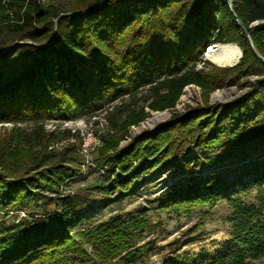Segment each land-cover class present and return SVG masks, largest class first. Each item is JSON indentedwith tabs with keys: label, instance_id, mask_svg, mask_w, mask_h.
<instances>
[{
	"label": "trees",
	"instance_id": "obj_1",
	"mask_svg": "<svg viewBox=\"0 0 264 264\" xmlns=\"http://www.w3.org/2000/svg\"><path fill=\"white\" fill-rule=\"evenodd\" d=\"M230 1L264 58V0ZM235 16L227 0H0V52L9 47L0 54V123L33 125L25 137L12 132L1 148L0 210L40 199L53 207L42 219L0 229V264H113L122 252L131 259L141 252L132 251L131 235L142 221L111 218L71 233L78 215L71 199L58 192L70 171L62 164L76 161L75 146L48 150L52 139L71 134L64 130L49 139L42 124L103 108H110L109 127L96 132L100 144L91 153L108 177L93 191L130 196L147 179L172 169L179 183L170 186L161 205L172 214L189 215L197 205L227 198L230 228L223 249L212 258L176 255L162 264H251L264 257V62ZM215 42L237 43L240 61L196 71L213 46L229 52L227 60L208 58L215 65L239 60L235 44L211 45ZM188 85L203 90V105L176 114ZM234 85L249 90L224 108L209 107L210 92ZM145 89L146 105L138 107ZM144 108L172 111L171 117L129 138L128 130L144 121ZM231 159L235 165L219 174ZM248 183L256 189L257 204L229 192L233 187L245 192Z\"/></svg>",
	"mask_w": 264,
	"mask_h": 264
},
{
	"label": "rangeland",
	"instance_id": "obj_2",
	"mask_svg": "<svg viewBox=\"0 0 264 264\" xmlns=\"http://www.w3.org/2000/svg\"><path fill=\"white\" fill-rule=\"evenodd\" d=\"M214 44H235L239 48L242 57L241 48L235 42H215L211 45ZM241 57H239L237 63ZM208 58L227 60L229 59V52L213 46L207 52H204L202 61L197 63L194 69L206 72L211 71L214 67H228L217 66L209 61ZM255 79L256 77H250L248 81L251 82ZM248 90V86H223L210 92L207 102L210 108H214L217 105H221L224 108L244 96ZM218 92L224 93L226 101L212 99V95ZM146 94L147 90L145 89L137 96L138 107L146 105L143 100ZM129 101L130 98H125L123 103L127 104ZM117 105H120V103H114L113 107ZM202 105L203 90L196 85H188L183 88L173 112L182 115L186 114L188 109ZM143 110L146 113V117L139 125L128 130L129 138L140 134L142 131H153L157 126L166 124L172 113V111L168 110L152 111L148 108ZM109 111L110 108H103L91 116H83L72 120L51 119L42 124L44 133L48 137H50V134L53 137H61L59 134L64 130H69L71 134L70 137L59 138L60 140L57 137L52 139L48 145V150L60 152L67 144L75 146L74 157L76 161L70 164L65 162L62 164L67 166L70 171L65 174L66 178L58 189L61 196L71 199L72 207L78 215V221L72 226L71 233H80L98 223H106L111 218L122 219L123 221L133 219L142 221L143 226L131 235L132 251L140 249L141 252H139L138 256H133L132 259L126 258L124 252H122L120 257L111 261L113 264H162L165 259L176 255L180 257L212 258L219 253L223 249L224 243L228 241V230L230 228V225L226 222L227 217L231 213L227 198L220 196L212 199L207 204L197 205L189 215L182 212L172 214L169 210L161 207L167 198L170 186L173 183H179V180L176 179L179 176H175L176 174H173L174 171L172 169L163 174H155L152 179H147L148 183L140 185L138 190L130 196L118 198L114 195H105L93 191L96 187H102L106 184L108 175L97 163L83 165L85 161H81V158H84V153L88 151L91 161L95 160L96 153L91 152L100 144L96 132H103L106 127H109V123L107 125L105 119ZM160 114H163L164 118L156 120L154 124H150V120L154 115ZM180 120H183V117ZM95 122H98V124H95ZM77 125H80V127H77ZM31 130H33V125L28 122L19 124L0 123V153L3 144L8 141L12 132H20L21 136L25 137L30 135ZM127 142L128 140L120 142L119 147L125 146ZM86 143H88L87 146L85 145ZM8 145L12 144L9 142ZM235 163L236 161L232 159L224 162L222 165L223 170L219 174L230 170ZM29 172L28 176L32 177L36 171L31 170ZM231 178L230 176L229 180ZM246 178L243 180H246ZM229 192L234 193L232 198L240 199L246 204H257L256 189L252 184L248 183L245 192L235 190L234 187ZM42 195L53 196L51 193H43ZM12 209V206H8L0 210L1 230L2 228L8 229L16 226L22 221L31 222L35 219H42L45 213L48 214L53 211V207L46 199L21 205L14 208L16 210ZM76 241L82 242V239L77 237ZM85 247L88 252L91 251L89 246ZM251 264H264V257L252 261Z\"/></svg>",
	"mask_w": 264,
	"mask_h": 264
},
{
	"label": "water",
	"instance_id": "obj_3",
	"mask_svg": "<svg viewBox=\"0 0 264 264\" xmlns=\"http://www.w3.org/2000/svg\"><path fill=\"white\" fill-rule=\"evenodd\" d=\"M227 2H228V5H229V8H230L231 13L235 16V14H234V9H233V7H232L231 1H230V0H227ZM66 15H69V14H68V13H66V14H62L61 16H66ZM235 18H236V21H237V25L239 26V28L241 29V31L245 34V36H246V38H247V40H248V42H249V44H250V47H251V49L253 50L254 54H255L260 60H262V62H264V58H262V57L259 55V53L257 52L256 48L254 47V45H253V43H252V41H251V39H250V37H249V34H248L247 30L245 29V27L243 26V24L239 21V19H238L236 16H235ZM56 21H57V19L55 20V23H56ZM54 37H55V34H54V36H53V39H54ZM17 44H30V43H29V42H25V43L18 42ZM11 46H13V45H11ZM11 46H10V47H11ZM36 46H37V45H36ZM8 48H9V47H8ZM8 48H7V49H8ZM7 49H4L3 51H1L0 54L3 53V52H5ZM240 57H241V55H240ZM236 63H237V62H236ZM236 63H234V64H232V65H228V67L234 66ZM221 67H224V66H221Z\"/></svg>",
	"mask_w": 264,
	"mask_h": 264
},
{
	"label": "bare ground",
	"instance_id": "obj_4",
	"mask_svg": "<svg viewBox=\"0 0 264 264\" xmlns=\"http://www.w3.org/2000/svg\"><path fill=\"white\" fill-rule=\"evenodd\" d=\"M212 99L213 100H219V101H226V97L224 95L223 92H218V93H215L212 95ZM164 118V115L163 114H160V115H154V117L150 120V124H154V122L156 120H160V119H163ZM77 127H80V125H77ZM74 132V131H73ZM88 143H86L85 145L87 146ZM87 164V161H85V164L83 165H86ZM88 165V164H87Z\"/></svg>",
	"mask_w": 264,
	"mask_h": 264
},
{
	"label": "built area",
	"instance_id": "obj_5",
	"mask_svg": "<svg viewBox=\"0 0 264 264\" xmlns=\"http://www.w3.org/2000/svg\"><path fill=\"white\" fill-rule=\"evenodd\" d=\"M81 161H87V164H96L95 162L91 161V159L89 158L88 151L87 153H84V158H81Z\"/></svg>",
	"mask_w": 264,
	"mask_h": 264
}]
</instances>
